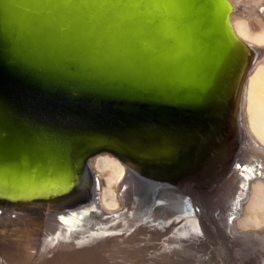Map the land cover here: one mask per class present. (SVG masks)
Here are the masks:
<instances>
[{
	"label": "water",
	"instance_id": "obj_1",
	"mask_svg": "<svg viewBox=\"0 0 264 264\" xmlns=\"http://www.w3.org/2000/svg\"><path fill=\"white\" fill-rule=\"evenodd\" d=\"M231 11L227 0H0V200L45 192L33 206L66 211L59 198L98 153L162 178L224 131L231 145L253 55Z\"/></svg>",
	"mask_w": 264,
	"mask_h": 264
},
{
	"label": "bare ground",
	"instance_id": "obj_2",
	"mask_svg": "<svg viewBox=\"0 0 264 264\" xmlns=\"http://www.w3.org/2000/svg\"><path fill=\"white\" fill-rule=\"evenodd\" d=\"M227 1L233 6L232 11H234V13L231 12L228 19L231 23V30L241 41L253 48L252 58L254 60L255 50L259 54L258 58L264 60V44H258L253 39L257 29L259 27L264 28V0ZM242 101L243 97L239 104L238 118L234 120L233 126L228 129V132L231 133L232 148L236 141L241 145V139L245 137V140H242L245 149L242 154V162L239 163L240 167H232L234 174L229 183L226 181L227 179L218 181L214 178L209 179L210 181H207L202 186L204 189L200 187L196 189L192 188V184H185L186 180L182 179L184 174L193 177L195 174L211 172L212 168L216 167L217 162H222L226 157H229L227 154L232 152V150L230 142L227 144V142L223 141L225 131L217 138L220 139L219 142L210 145L209 152L207 150L205 152H203L204 150L199 151V146L198 152L193 154L190 159L178 157L181 164L175 163L172 173L163 174L162 178H157L149 173L147 178L149 180L146 182L152 184V188L158 190L156 193H160L162 197L164 196V200L158 199L157 204L167 206L166 202L171 199L172 204H168L165 213L157 204H154L156 206L145 204V206L147 205L146 208L141 205L131 211L128 206L126 208L124 204L126 197L129 198V194L133 192V190H127L126 181L130 180L132 185V176L141 175L134 173L129 166L118 161L111 154L106 152L98 153L87 159L86 165L89 169H86V167L82 168L81 174L78 175L79 180L75 184V189L71 190L73 191L70 193L71 197L68 199H62L64 196L59 198V200H67L69 203V207H67L65 212L60 211L55 204L56 202L53 201L47 208V212L33 206L32 203L35 199L43 198L45 192L38 194L30 192L29 194L31 195H27L23 199L7 197L4 200H0V220L2 221V226L0 227V264H116L118 260H122L127 255V263L144 264L143 260L148 251L146 240L152 241L153 236L155 237L154 234L157 232L152 221L156 222L161 215L177 210L174 204L177 203L180 206L189 204L188 208L193 211L194 206L198 205L197 198H207L206 200L209 203L222 187H227L231 190V199L242 198L245 194V182L249 175L254 174L251 171L252 164H248V158L245 157L246 147L251 148L263 157L262 164L264 167V147H261L257 138L248 128L247 123H245L246 119H242V124L239 122L241 115L245 117V113L243 112L242 114V111H240ZM223 144L225 147L219 148ZM217 149V153L211 154ZM209 155L211 156L209 157ZM66 157H68L67 152L61 156L63 163L67 162L68 158L66 159ZM197 160L204 164L202 166L197 165L204 167L203 170L193 169L196 167L194 163ZM241 164L246 167H241ZM108 167L109 170L114 169V171L120 169V175L118 180L116 179L105 187V177L110 174ZM260 173L262 175L261 180L264 181V170L262 168ZM160 179L165 183L157 182ZM208 186L210 188H207ZM156 195L154 194L153 197ZM210 195H212V198ZM88 198L87 204L85 200ZM150 199H153L152 195ZM182 199L185 201L183 202ZM110 201L112 206H109ZM150 201V204L153 203L152 200ZM208 203L206 204L207 206H209ZM231 204L229 214L227 212L217 213L218 211L210 208L212 210L211 213L218 215V222L213 221V225L210 223L217 234L213 232L216 235H220L228 252V257H226L227 253L223 255L225 259L227 258L226 262H221L223 264H262L261 257H264V246L260 245L261 242H259L260 244L257 242L264 236V229L237 228L236 221L230 220L229 216L235 214L239 210L237 205H240L242 211L238 212L237 216L239 217L243 212L244 206L239 202ZM178 211L180 212L179 209ZM79 214L83 215L82 219H77ZM134 219L135 222L133 221ZM56 224L59 225L62 233L60 232L58 237L56 235L53 237V227ZM47 228H49V232H47ZM248 241L250 244H259V247L251 246ZM186 245L188 244L186 243ZM185 248L189 247L185 246L183 250ZM192 248L196 249V246L193 245ZM240 250L245 253L243 255L240 254Z\"/></svg>",
	"mask_w": 264,
	"mask_h": 264
},
{
	"label": "rangeland",
	"instance_id": "obj_3",
	"mask_svg": "<svg viewBox=\"0 0 264 264\" xmlns=\"http://www.w3.org/2000/svg\"><path fill=\"white\" fill-rule=\"evenodd\" d=\"M231 7L233 10L232 5ZM231 12L234 13V11H231ZM230 15H229V18H230ZM230 26H231V23H230ZM253 39L258 44H261V45L264 44V28L263 27H259L257 29L255 34L253 35ZM255 51H256L255 54L258 56L255 55V60L254 58H252V65L249 68L245 76L244 85H243L244 91L242 90L243 94H241V99L243 97V101L240 107V111H242L241 112L242 114L243 112L245 113V117H242L241 115V117H239L240 118L239 122H241L242 124V119L243 118L246 119L245 123H247L248 128L253 133V135L257 138L261 147H264V60L259 59L258 58L259 54L257 53V50ZM242 140H245V137L244 139L243 138L241 139V145L240 143L238 144L237 141L233 145V148L230 145L232 152L227 154V156L229 157H226L224 161L222 162H217L216 167L214 169L212 168L211 172L210 171L203 172L204 174H198V175L195 174L193 177H191V179H187L185 184L187 185L192 184L193 185L192 188H196V189L199 187L203 188L202 186L205 185L207 181H210L209 179H214V178L217 179L218 181L227 179L226 181L229 183V181H231V179L233 178L232 175L234 174V172L232 171V167L239 165V163L242 162V154L245 149L244 143ZM245 157L248 158V161L246 160L248 164L249 163L252 164L251 171L254 172V174L249 175V177L247 178L245 182L244 196L242 198L238 197L233 200L231 199L232 198L231 190L227 187H222L217 192V194L214 195L215 198L212 199V201H210L209 203H208V200H206L207 198H203V197L199 199L197 198L198 205L194 206L193 211L188 208L190 206L189 204L187 206L185 204L181 206L177 203L174 204L175 207H177L176 208L177 210L171 213L167 212L168 214L161 215L157 219L156 222L152 221L154 224V227H156L157 232L154 234L155 237L153 236L154 240L153 238H152V241L146 240V243H147L146 248H148V251H147V255L145 256L143 260L144 264H219V262L220 264H223V262L221 261L226 262L225 260L227 258L225 259V257L223 256L225 255L224 253H227L226 257H228V252L226 251L227 250L226 245L223 243L220 235H216L217 232L214 231L211 226V224L212 225L214 224L213 221L218 222L217 220L218 215L216 213H211L212 210L210 208H213L214 210L218 211L217 213L227 212L229 214L230 205H232L231 203L239 202L242 204V206H244L242 214L239 217L237 216L239 214L238 212L242 211V208H240V205L239 206L237 205V208L239 210L235 212V214H231L229 216L230 220L236 221V227L240 229H256V230L264 229V181L261 180L262 175L260 173L261 168L264 170V167L262 164L263 157L259 153L254 152L249 147H246ZM244 164H241V167H244L245 166ZM86 169H89V168H86ZM107 169L109 170V167ZM109 172L110 174L105 177V184H106L105 187L110 185V183L114 182L116 179L117 180L119 179L120 169L116 171H114V169L113 170L110 169ZM141 179H143L144 181ZM147 180L149 179H147L145 176L143 177V176L133 175L132 185H131L130 180H129L130 182L126 181V184L128 185L127 190L129 189L133 190V192L129 194L128 196L129 198L126 197V202H124L125 207L127 208L128 206L130 211L136 209L137 207H140L141 205H144V208H146L147 205L156 206L154 204H157L158 199L164 200V196L162 197L160 193H156L158 190L156 188H152V184H148L146 182ZM157 182H161L163 184L164 181L160 179ZM207 188H210V187L208 186ZM154 194H157L156 195L157 197L156 196L153 197ZM151 195L153 199H150ZM210 196L212 198V195ZM150 200H152L153 203L150 204L151 202ZM201 200L203 201L201 202ZM86 201H89V198L86 199L85 202ZM167 202H166L167 206L168 204L169 205L172 204L171 199H169V201ZM86 203L88 204V202ZM99 203H100V200H99ZM207 203L209 206L206 205ZM66 204L68 205L67 200H66ZM109 204H110L109 206H112L111 201ZM145 204L147 205L145 206ZM158 206L161 207L164 213L166 212L165 209L167 206H164V205L162 206L158 205ZM192 206H193V203H192ZM178 209L180 210V212L178 211ZM62 212H65V211H62ZM212 214H215V215H212ZM82 218H83V215L79 214L77 219H82ZM133 221L135 222V219ZM1 226H2V221L0 220V227ZM53 228H54L53 237L55 235L58 237L61 232L59 225L56 224L54 225ZM47 230H48L47 232H49V228H47ZM261 240L259 239L257 243L261 242V244L260 243L259 244L264 246L263 244L264 236L261 238ZM186 243L188 245H186ZM192 244L196 246V249L192 248L193 247ZM259 244L256 245V244L251 243L250 245L251 246L255 245L254 247L257 248ZM185 246L189 248H185V250H183ZM179 248H181L185 252H183ZM63 252H66V251H63ZM244 253L245 252L240 250V254L243 255ZM254 253L256 254V252ZM261 261H262V264H264V257H261ZM127 262H128V255L124 256L122 260L120 261L118 260L116 264H129Z\"/></svg>",
	"mask_w": 264,
	"mask_h": 264
},
{
	"label": "snow or ice",
	"instance_id": "obj_4",
	"mask_svg": "<svg viewBox=\"0 0 264 264\" xmlns=\"http://www.w3.org/2000/svg\"><path fill=\"white\" fill-rule=\"evenodd\" d=\"M236 167H237V168H239V167H240V165H236ZM241 187H243V185H241Z\"/></svg>",
	"mask_w": 264,
	"mask_h": 264
}]
</instances>
